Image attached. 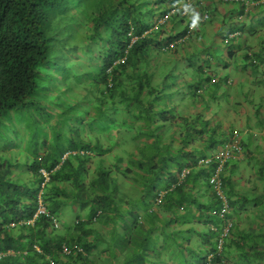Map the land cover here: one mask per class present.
<instances>
[{
    "label": "trees",
    "instance_id": "trees-1",
    "mask_svg": "<svg viewBox=\"0 0 264 264\" xmlns=\"http://www.w3.org/2000/svg\"><path fill=\"white\" fill-rule=\"evenodd\" d=\"M248 2L0 0V264H264V118L242 142L261 187L240 195L226 178L222 218L202 162L228 142L227 107L264 116V0ZM215 15L229 27L208 38ZM193 36L197 61L182 52ZM215 63L257 80L254 97Z\"/></svg>",
    "mask_w": 264,
    "mask_h": 264
},
{
    "label": "crops",
    "instance_id": "crops-1",
    "mask_svg": "<svg viewBox=\"0 0 264 264\" xmlns=\"http://www.w3.org/2000/svg\"><path fill=\"white\" fill-rule=\"evenodd\" d=\"M226 22L227 21H225V23ZM225 23L221 26H224L225 28L229 27L228 26L229 24L225 25ZM174 28H175L176 32H178V33L180 32V30H179L180 27L178 25H175ZM215 28H220V27H215ZM169 30H172V28H170ZM193 41H195L194 36L191 38V40L187 44L188 45L187 49H182L183 54H186L190 48H193V46H192ZM251 43H253V40L251 41ZM245 74H246V72H243V70L240 67V68H233L232 70H228V72L226 74H224V76H227L228 77L227 79L234 80V83H235L234 85L236 86L237 92H239V90H241V88H242L246 92H249V94L253 98L254 94H256V91L258 89V86H257L258 82H257V80L255 81L254 78L248 77ZM260 81L263 82L264 77H262V79ZM261 94H262V96H264V91L260 92V95ZM253 105L254 104H250L246 108L240 110V112L238 114H234V115L229 114V113H231L228 110L229 107H227V109L223 113V115L226 114L224 119H225V121L228 120L227 126L229 129H234V130L237 129L240 131H246L248 133L247 135H244L245 142H247L249 140V135L253 134V132L261 134V131L257 127H258L259 122H260L259 120L263 119L264 116L258 118V114H256L257 111H253V109L251 108V106H253ZM246 109H247V112H246ZM229 115H231V116H229ZM233 122H235L234 125H232ZM253 141H254V144L258 143V141H256V140H253ZM253 148L254 147H251L250 150H252ZM238 163H239L238 161H236V163H234V166H236V169H234L233 172H237L235 174V176L237 177L236 185L241 192L240 195L252 196V194L254 193L255 187L257 185H260L259 180L256 181V180L252 179V168H251V164H249L247 161V156H246V160H244L240 164H238ZM260 187H261V185H260Z\"/></svg>",
    "mask_w": 264,
    "mask_h": 264
},
{
    "label": "rangeland",
    "instance_id": "rangeland-1",
    "mask_svg": "<svg viewBox=\"0 0 264 264\" xmlns=\"http://www.w3.org/2000/svg\"><path fill=\"white\" fill-rule=\"evenodd\" d=\"M206 4L205 5H208L209 4V2H205ZM234 7V6H233ZM218 8H219V10L223 13V14H225V9L227 8L226 6H224V5H218ZM193 14H197V12L195 11V12H193L192 13V15ZM222 19V20H221ZM226 20V16L225 15H222V16H214V18L211 20L212 21V25H211V27H209L208 29H206V36L208 37V38H210L211 36H212V38H213V35H214V28L215 27H224V26H221L222 24H223V20ZM151 21V20H150ZM261 22H263V20H260ZM260 28H264V22H263V24H261L260 25ZM208 30V31H207ZM203 36V34H201L200 35V38ZM78 38V37H77ZM73 43H75V42H73ZM198 43H199V40H198V38L197 37H195V41H193V50H197V48L196 47H198ZM191 47V46H190ZM224 47V46H223ZM220 49V51L222 52L223 51V49H221V48H219ZM219 49H216L217 50V52L219 53ZM215 50V51H216ZM195 52V51H194ZM210 52L211 53H215L214 52V50H210ZM183 56L185 57V58H189V55H188V53H186V54H183ZM172 58V56H170V58L169 57H163L162 59H161V61L159 62V65H161V63H168V61L169 60H172L171 59ZM191 61H197V60H199V59H195V57H191V58H189ZM94 63H96V62H94ZM196 64H199V63H196ZM163 65H165V64H162L160 67H162ZM186 65L187 64H179V68H181V66L183 67H186ZM93 68V67H92ZM193 69H195V67L193 66V68H191V67H189V68H186V69H184L182 72L184 73L183 74V78H185L186 77V75L188 74L189 75V77L193 74V71H191V70H193ZM211 69H212V71L214 72V73H216L217 74V76L218 77H223L224 76V69L222 68V66L220 67L219 65H218V63H215V64H212L211 65ZM99 71V68H95L94 70H91V72H93V73H97ZM181 71V70H180ZM68 72H69V70H68ZM179 72V71H178ZM185 72L187 73L186 75H185ZM60 74V75H59ZM58 74V79H56V82H57V89H56V92L58 93V97L63 101V102H67V101H69V98H71V94L73 95V93H74V90H75V85H76V83L74 82V81H72L70 84L68 83L69 82V78L70 77H68V75H66L65 74V71L64 72H62V73H59ZM178 75H179V77H177V78H175V79H171V81H173L174 82V84H176L177 86H179L178 84V80H180V74L181 73H177ZM159 78H156V80H158ZM82 82H84L85 81V77H82ZM170 80V79H169ZM168 80V83H170V81ZM222 81V80H221ZM264 84V83H263ZM77 86V85H76ZM40 93L41 94H43L44 92L43 91H40ZM80 93V92H79ZM91 93H90V90H89V88H88V90L87 91H85L84 93H83V95L84 96H88L89 97V99H91V95H90ZM80 96H81V94H79ZM183 95L182 94H179V95H177V97L174 99V100H179L180 102H181V99H183ZM187 99V98H186ZM67 100V101H66ZM220 100H222L224 103H226L227 101H228V99L226 98V97H222ZM191 102V101H190ZM260 104H262V107L264 108V102H261ZM225 124H226V126L228 125V120L227 121H225ZM235 124V122H233L232 123V125H234ZM228 127V126H227ZM38 139H40L39 137H38ZM127 145V144H126ZM126 145H124V147H123V149H119V150H116V152H118V154L119 155H123V156H127V153L130 151V150H132V145L131 146H126ZM18 151V148H12V152L13 153H15V152H17ZM26 151V150H25ZM128 151V152H127ZM24 178L25 179H28L29 178V176H28V174L27 175H25L24 176ZM78 212H79V210H78ZM69 215H70V218H71V220L74 222L75 220L74 219H76V213L75 212H72V211H70L69 212ZM93 227H95V228H98L99 226L98 225H93Z\"/></svg>",
    "mask_w": 264,
    "mask_h": 264
},
{
    "label": "clouds",
    "instance_id": "clouds-1",
    "mask_svg": "<svg viewBox=\"0 0 264 264\" xmlns=\"http://www.w3.org/2000/svg\"><path fill=\"white\" fill-rule=\"evenodd\" d=\"M223 1H225V2H227V1H244L248 6H252L253 4H250L249 2H248V0H223ZM190 3V2H189ZM256 5V4H255ZM193 12H195V11H193ZM192 12V13H193ZM175 13V11H173L172 12V14H174ZM192 13H191V17H196L197 15H198V12H197V14H193L192 15ZM225 14H226V12H225ZM226 16V15H225ZM209 19V15L208 14H206V15H203V20L204 21H207ZM234 20L235 21H239L240 20V18L239 19H236V17H234ZM211 21V20H210ZM161 23H163V21L161 22ZM185 39H189V35H186L185 37H184ZM192 37H190V39H191ZM257 132V131H256ZM260 132V131H259ZM235 133H237L238 134V137L237 138H235V140L238 142V144H239V147H240V149H241V152L239 153H234V156L232 157V158H230L229 160H227L226 161V163L223 165V167H222V171L221 172H219V174H217V171H218V168H219V163L214 159V160H212L210 163H205V161L206 160H208V159H210V158H214L215 157V155H216V153H217V151L218 150H220V149H222V148H224V147H226L227 145H229L230 143H233L234 142V136H235ZM225 134H226V138L228 139V142L224 145V146H220V147H218L217 148V150L214 152V154H212V155H210L206 160H203L202 162L203 163H205V165H211V163H215V166H214V170H213V172L210 174V176L208 177V182H209V185L211 186V193H213V195L216 197V199H217V201L220 203V207H221V209H220V211H222V208H223V206H222V201L220 200V197H219V195H218V192H221L222 194H224V196L227 198V200H228V202H229V205H230V201H229V199H228V194H227V188H226V186H225V183H224V180H226V178H228L229 176H231V178H232V180L233 181H235V183H236V179H237V177L235 176V174L237 173V172H234L235 174H233L232 172H233V170L234 169H236L235 167H234V162L235 161H238L239 163L238 164H240V163H242L243 161H244V159H245V156H244V149H243V145H242V142H244V135H247L248 133L246 132V131H240V130H237V129H235L234 131L232 130V129H226L225 130ZM253 134L255 135V136H258V135H260V133H255V132H253ZM236 163V162H235ZM230 170V171H229ZM228 171V172H227ZM232 174V175H231ZM216 175H218V178H219V180H221V185H220V187L219 188H217L216 187V185L212 182V180L216 177ZM240 191V190H239ZM230 209V208H229ZM224 225H225V223H224ZM223 228V227H222ZM222 230V229H221ZM216 231H217V229H216ZM221 232V231H220ZM220 239H221V233H220ZM224 244V243H223ZM219 246H220V240H219ZM223 246V245H222ZM220 250V252H221V250H222V248L221 249H219Z\"/></svg>",
    "mask_w": 264,
    "mask_h": 264
},
{
    "label": "built area",
    "instance_id": "built-area-1",
    "mask_svg": "<svg viewBox=\"0 0 264 264\" xmlns=\"http://www.w3.org/2000/svg\"><path fill=\"white\" fill-rule=\"evenodd\" d=\"M238 137V134L235 133L234 136V142L230 143L229 145H227L226 147L220 149L217 151L215 157L212 159H208L205 161V163H210L212 160H216L219 163V168L217 171V174H219V172L222 171V167L223 165L226 163L227 160H229L230 158H232L234 156V153H240L241 149L239 147L238 142L235 140V138ZM44 173V175L47 177L46 181H49V175L45 172L42 171ZM212 182L216 185L217 188L220 187L221 180H219L218 175H216V177L212 180ZM218 195L220 197V200L222 201V211H221V218L224 216L225 213H230V209H229V202L227 200V198L224 196V194H222L221 192H218ZM43 212V211H41ZM232 228V223L230 221L226 222L225 225L223 226L222 230H221V239H220V246L219 249L222 248L223 245V241L225 238L228 237L230 230Z\"/></svg>",
    "mask_w": 264,
    "mask_h": 264
}]
</instances>
